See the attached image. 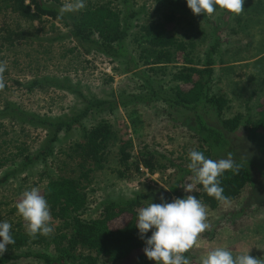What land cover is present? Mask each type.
I'll return each mask as SVG.
<instances>
[{"label":"rangeland","instance_id":"rangeland-1","mask_svg":"<svg viewBox=\"0 0 264 264\" xmlns=\"http://www.w3.org/2000/svg\"><path fill=\"white\" fill-rule=\"evenodd\" d=\"M63 2L61 0V4ZM114 2L121 6L119 0ZM175 2L183 3L187 10L175 6ZM131 3L137 15L131 21L126 47L142 69L147 67L140 58L144 54L138 40L140 28L159 20L164 13L172 14L176 18L174 35L188 46L195 67H201L205 53L217 42L211 89L228 100L224 117L247 112L252 118L256 117L257 105L264 99V0H244V12L227 17L223 14L225 10L218 7L212 15H194L187 7V0H131ZM36 28L39 30L36 39H24L11 47L0 40V61H7L4 73L6 87L0 91V180L9 175L7 180L0 182V222H9L11 229L18 223L25 231L22 218L10 214L4 203L12 207L23 191L31 187L41 189L54 178H72L84 188L88 198L87 209L81 214L84 220L96 218L105 201L129 200L144 187L166 190L173 181L172 170L150 174L141 169L131 178H118L117 141L110 144L105 168L94 171L89 180L83 182L76 161L67 156L71 155L72 145L80 140L79 129L60 135L53 157L45 164L21 167L23 155L38 150L47 134L43 127L29 123L26 117H70L83 109V99L107 100L120 93H139L141 83L137 76L126 73L124 60L113 61L98 53L85 55L75 48V43L69 38H55L64 33L62 29L57 33L51 30L49 24L36 25ZM175 67L144 70L150 82L167 89L173 86L171 73ZM67 85L72 90L65 88ZM100 117L111 124L117 139L131 140L133 156L140 148L148 147L166 157L177 158L192 144L183 126L185 114L159 100L148 105L118 107L112 113L94 114L83 121L84 126L90 127ZM208 121L219 128L217 120L210 118ZM226 138L223 159L231 153L236 162L249 169L252 167L251 180L235 201L221 204L217 210L207 208L210 227L188 252L191 264H199L200 257L215 247L230 249L233 255L249 252L252 257L264 258L263 164L244 132L239 130ZM189 183H193L191 178L186 185ZM27 250L53 253L50 249L34 246L19 251L7 247L4 254ZM86 255L87 251L78 250L76 260L67 263L83 264L82 259ZM11 264L39 263L28 259ZM99 264L103 263L100 261ZM136 264H155V261Z\"/></svg>","mask_w":264,"mask_h":264},{"label":"trees","instance_id":"trees-1","mask_svg":"<svg viewBox=\"0 0 264 264\" xmlns=\"http://www.w3.org/2000/svg\"><path fill=\"white\" fill-rule=\"evenodd\" d=\"M114 1L89 0L81 11L66 13L62 19H57L61 0H0V40L7 47L24 39H36L39 33L36 25L49 24L52 31L59 33L62 29L64 32L57 35L56 39L69 38L75 43V48L85 55L98 53L113 61L124 60L126 73L137 76L141 82L139 93H120L107 100L83 99V109L70 117H26L29 123L43 127L47 134L38 150L23 155L21 167L45 164L53 157L60 135L79 129L80 140L72 145L71 155L67 156L76 161L83 182H87L94 171L105 168L113 141L118 144V178H131L143 168L150 174L172 170L173 181L166 190L144 187L129 200L105 201L96 218L84 220L81 214L88 205L84 188L72 178L50 179L40 190L49 204L54 232L47 237L38 234L33 239L16 223L11 229L15 243L6 247L19 251L24 247L38 246L50 249L54 254L32 250L4 254L0 255V264L28 259L39 264H68V261L76 260L78 250L88 252L82 259L83 264H99L100 261L103 264L150 263L152 261L145 256L143 249L146 247L145 240L151 236V230L141 239L136 227L137 210L150 202L161 203V197L164 198L163 202L170 203L175 198L189 195L183 187L192 176L188 168L190 150L201 151L209 159H223L226 155V136L241 130L255 148L264 170V99L257 105L255 118L248 112L224 117L228 100L211 89L217 42L205 53V60L199 68L193 64L188 46L174 35L175 16L164 13L159 20L143 25L138 40L144 53L140 57L141 63L148 68L144 69L150 71L176 65L171 73L173 86L165 89L150 82L146 71L128 53L126 39L131 30V21L137 15L131 0H119L121 6ZM174 5L183 11L187 10L183 3L175 2ZM223 14L227 17L231 13L224 11ZM65 88L72 90L68 85ZM154 100L162 101L185 114L183 126L192 144L181 157L169 158L148 147L140 148L137 155L133 156L131 140L117 139L111 124L102 117L90 127L84 126L83 121L94 114L104 111L112 113L118 107L125 108L130 104L148 105ZM210 118L217 120L219 128L210 124ZM237 164L238 174L228 171L219 177L220 186L230 202L239 197L251 180L252 167L249 166V169L241 163ZM8 176L6 174L0 182L7 180ZM191 195L201 200L209 210H217L221 205L203 191L202 185H195ZM4 206L8 207L10 214H16L14 206L10 207L8 203H4ZM185 256L188 258V253Z\"/></svg>","mask_w":264,"mask_h":264},{"label":"clouds","instance_id":"clouds-1","mask_svg":"<svg viewBox=\"0 0 264 264\" xmlns=\"http://www.w3.org/2000/svg\"><path fill=\"white\" fill-rule=\"evenodd\" d=\"M85 6L86 0H64L57 19H62L66 13L79 12ZM187 7L194 15H212L218 7L239 16L244 12V0H187ZM6 69L7 61H0V91L6 87ZM188 159L193 183L185 185L184 191L192 193L194 184L202 185L208 196L227 205L230 200L224 195L219 177L228 171L239 173V165L232 154L225 159L213 160L201 151L190 150ZM161 200V203L150 202L137 210L136 227L141 239L151 230V236L145 240L144 254L155 264H191L185 253L197 245L201 234L210 227L207 206L191 194L170 203L163 202V197ZM13 206L29 237L35 239L38 234L47 237L54 232L50 207L39 187L23 191ZM11 228L9 222H0V255L6 252V246L15 243ZM199 264H264V258L252 257L249 252L233 255L230 249L215 247L200 257Z\"/></svg>","mask_w":264,"mask_h":264},{"label":"built area","instance_id":"built-area-1","mask_svg":"<svg viewBox=\"0 0 264 264\" xmlns=\"http://www.w3.org/2000/svg\"><path fill=\"white\" fill-rule=\"evenodd\" d=\"M142 170H144L145 172H148L147 170H145V169H143V168H141Z\"/></svg>","mask_w":264,"mask_h":264}]
</instances>
